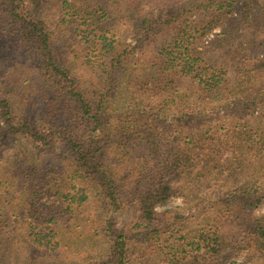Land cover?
Returning a JSON list of instances; mask_svg holds the SVG:
<instances>
[{
    "label": "trees",
    "instance_id": "16d2710c",
    "mask_svg": "<svg viewBox=\"0 0 264 264\" xmlns=\"http://www.w3.org/2000/svg\"><path fill=\"white\" fill-rule=\"evenodd\" d=\"M237 1L0 0V264H264V34Z\"/></svg>",
    "mask_w": 264,
    "mask_h": 264
},
{
    "label": "rangeland",
    "instance_id": "374dc122",
    "mask_svg": "<svg viewBox=\"0 0 264 264\" xmlns=\"http://www.w3.org/2000/svg\"><path fill=\"white\" fill-rule=\"evenodd\" d=\"M250 0H238L236 5H234V8H241L244 4L248 3ZM251 7H256L254 9H251ZM258 8H262L264 9V0H255V2L253 1L250 4V12L248 11H244L241 10L239 13V15L237 16L236 14V18L238 20H242L243 22L241 23L242 29L240 30V32L243 34V37L246 36H250L252 34L254 35H258V34H264V15L262 14V11H259ZM256 9V10H255ZM141 11H137V13H140ZM245 13L248 14H252L253 19H251L249 21V19H245ZM235 16V15H234ZM216 32H218V30H216ZM214 32V33H216ZM213 33V34H214ZM214 39V35H210L206 40L205 43L212 41ZM238 40H235V42H237ZM127 42L130 43L131 45H133L134 43L131 40V36L127 37ZM237 45V44H235ZM214 54L216 56L217 59H220L223 57V54H221V50L219 47L217 46H212L211 48H209L208 50V55L209 54ZM243 79V78H242ZM251 121L253 122V124L255 125V127H263L264 124V117L263 116H259L256 117L254 116V118L251 119ZM256 169V166L254 165V163L250 162L248 159L244 158L243 159V164H242V168L236 172V174H233L232 178H227L226 176L222 175L221 177V181H223L225 183V185H228L230 182H236V183H241L242 180H244L246 183H249L252 181V176H253V172ZM190 186H187L185 189L188 190ZM181 199L179 198H175L174 200L169 201L168 203H166L164 206L162 207H158V210L163 211V210H168L171 209L172 207H176V206H181ZM184 211V210H183ZM186 211V210H185ZM260 213H264V205L260 208ZM185 215H187L188 213L185 212ZM191 224L192 227L196 226V224L198 222L195 221H190L189 222ZM242 258H237V262H244L241 260ZM246 263V261H245ZM247 264V263H246ZM254 264H259V263H254Z\"/></svg>",
    "mask_w": 264,
    "mask_h": 264
}]
</instances>
